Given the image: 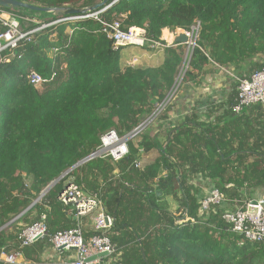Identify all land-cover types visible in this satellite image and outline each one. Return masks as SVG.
<instances>
[{
	"label": "trees",
	"instance_id": "obj_1",
	"mask_svg": "<svg viewBox=\"0 0 264 264\" xmlns=\"http://www.w3.org/2000/svg\"><path fill=\"white\" fill-rule=\"evenodd\" d=\"M17 1L49 10L75 4L85 9L92 3ZM113 2L108 1L112 5L102 19L143 28L151 40H159L164 30H188L199 23L197 48L182 84L198 87L209 67L238 77L262 67L253 61L264 57V0ZM16 12L37 21L27 30H40L0 64V249L19 248L16 235L24 227L19 224H32L33 212L37 221L45 215L49 236L74 228L77 221L58 200L64 186L73 183L114 219L108 237L113 255H119L117 264H264V243L244 240L222 219L264 190V105L234 114V84L224 101L208 104L204 116L191 112L171 127L161 147L157 137L143 131L127 142L128 155L120 161L94 159L73 168L95 152L101 135L111 130L128 135L164 102L184 62V46L167 47L156 68L121 66L122 49L98 34L94 21L49 25L72 16ZM30 71L55 76L39 90L28 82ZM170 109L168 104L159 119ZM141 151H157L158 157L138 167ZM201 184L224 197L221 206L203 215ZM2 226L10 231L7 237ZM50 247L45 238L20 252L27 264H42Z\"/></svg>",
	"mask_w": 264,
	"mask_h": 264
},
{
	"label": "built area",
	"instance_id": "obj_2",
	"mask_svg": "<svg viewBox=\"0 0 264 264\" xmlns=\"http://www.w3.org/2000/svg\"><path fill=\"white\" fill-rule=\"evenodd\" d=\"M117 1L119 0H114L113 4ZM102 13L103 10L97 12L87 11L84 15L61 19L49 25L67 20L74 22L86 19L92 20L99 27L97 33L111 40L114 48L129 47L151 52L164 51L167 47L172 46L175 39L182 34L187 38V42L183 45L184 63L187 64L192 52L197 48L200 30L197 22L188 30L177 29L170 32L169 42H163L161 39H149L143 28H124L119 21L105 22L101 17ZM25 21L29 20L17 12L0 8V64L13 56L14 51L18 49L22 42H32V35L40 30H23L20 24ZM6 52H8L7 55ZM136 61L137 59L133 58L125 66L136 67ZM54 76L52 74L50 78H44L36 72L30 71L27 79L33 87L40 90L45 84L51 82ZM233 79L236 84V99L232 107L234 114L239 115L244 109L257 104L264 105V64L247 78L233 77ZM168 104L166 98L148 119L124 137H120L113 130L101 135L100 145L93 154L84 159L83 164L94 159H110L113 163L123 159L128 155L127 142L143 132L148 122H153ZM137 166L140 167V163ZM26 187H28L27 183ZM58 200L65 208V214L69 217L73 216L81 219L92 215L93 234L85 239L82 227L78 222L74 228L59 231L49 236L45 225V215H41L38 221L22 227L17 233L16 239L19 244L17 250L5 253L3 249H0L1 264H18L19 259L22 257L20 252L22 248H27L45 238L48 239L51 248L55 252L73 254L70 264H90L86 260L92 256L103 254L111 256L115 253L114 245L108 237L114 219L105 213L102 203L96 197L87 198L75 184L68 183L59 194ZM223 202V195L215 187H209L199 200V215H203L213 207L221 206ZM222 219L229 226L231 232L241 236L244 240L251 243H264V198L259 197L250 200L234 211H226L223 213Z\"/></svg>",
	"mask_w": 264,
	"mask_h": 264
},
{
	"label": "crops",
	"instance_id": "obj_3",
	"mask_svg": "<svg viewBox=\"0 0 264 264\" xmlns=\"http://www.w3.org/2000/svg\"><path fill=\"white\" fill-rule=\"evenodd\" d=\"M91 1H92L91 3V6H92L94 4L100 3L102 0H91ZM79 5L80 4H75L73 7L69 6V8L78 9ZM89 7H86V8H89ZM30 22L36 23L37 21L32 20ZM169 33L170 31L164 30L162 32V36L160 39L163 42H169L170 40ZM133 58L137 59L135 65L139 68H142V69L156 68V67H159L164 60V51L161 50V51L151 52V51L140 50L137 48H129V47L123 48L121 50L120 52L121 66H125L126 63L129 62ZM207 70H210V73H208L205 76L203 82L198 87H195L191 84H183V86L180 88V91H178L177 94H175V96L173 97L172 102L169 103L171 105V109L166 114L165 119L155 120L154 124L147 131V133L149 134L151 138L157 137L160 147L164 143L167 131L174 125L182 123L185 116L189 115L191 112H193V114H196L198 116H204L203 114H206L207 106L209 103L218 104L224 101L226 97L228 96V94L230 93V87H228V83H227L228 78H226V76L232 75L230 73L231 70H225L219 67H209L207 68ZM233 77L238 78V76H235V75ZM240 78H247V77H240ZM234 84H235V81H234ZM157 157H158L157 151H151L149 153H144L141 151V162H140L141 166H144V165H147L153 162L155 159H157ZM101 182L102 180L99 179V183ZM194 182L197 183L196 181ZM198 182H200V179H198ZM26 183L29 184L30 179H28ZM211 186L212 185H209V184L207 185V187H204L203 185L201 186L202 190H201L200 195L198 196V200H200V197L201 198L203 197L205 191ZM259 197L264 198V190L258 191L253 199H257ZM168 203L172 209H175L177 206V204L172 200H168ZM36 216L37 215L35 212L30 214V216L28 217L29 221L30 222L37 221ZM92 219H93L92 215L85 216L81 219L75 218V217L73 218V220L77 221V223L78 222L80 223L84 235L88 233H91V234L93 233ZM19 226H25V224L20 222ZM9 233H10L9 230L8 231L5 230V233H4L5 237H7ZM118 256L119 255L99 257L93 262H91L90 264H117V262L119 261ZM72 258H73L72 253L55 252L50 247L49 249H46L43 252L41 256V262L42 264H70V262L72 261ZM18 264H27V262H25L24 259L21 257L19 259Z\"/></svg>",
	"mask_w": 264,
	"mask_h": 264
},
{
	"label": "water",
	"instance_id": "obj_4",
	"mask_svg": "<svg viewBox=\"0 0 264 264\" xmlns=\"http://www.w3.org/2000/svg\"><path fill=\"white\" fill-rule=\"evenodd\" d=\"M108 1L109 0H102L100 3L94 4V5L90 6L89 8H85V9H76V8H69L68 7L66 9H62V10H49V9H43V8H40V7H37V6H33V5H30V4L24 3V2H20V1H17V0H0V8H2V9H11V10H14V11L27 10V11L39 12V13L54 12L55 15H62V16H74V15L80 16V15H84L87 11H89V12H97V11H100V10H103V12L107 11L112 5V4H107ZM175 42L177 44L184 45L187 42V38L184 35L180 34L176 38ZM83 162H84V159L82 161H80L79 163H77L73 168H76V167L82 165ZM54 183L55 182L50 184L43 193H47V191L54 185ZM105 256H106L105 254L92 256V257L88 258L86 260V262L87 263H91L94 260H96L97 258L105 257Z\"/></svg>",
	"mask_w": 264,
	"mask_h": 264
},
{
	"label": "rangeland",
	"instance_id": "obj_5",
	"mask_svg": "<svg viewBox=\"0 0 264 264\" xmlns=\"http://www.w3.org/2000/svg\"><path fill=\"white\" fill-rule=\"evenodd\" d=\"M84 1H85V0H84ZM26 19H27V18H26ZM28 20H29V19H28ZM30 24H32V23H31L30 20H29V21L22 22V23L20 24V26H21V28H22L23 30H27V29L29 28ZM253 63L256 64V65H263V64H264V58H262V57H257V58L254 59ZM186 67H187V63H182V66H181V68H180L179 75H178L177 80H176V84H175L174 88L172 89V91L168 94V97H167V104L172 102L173 97L175 96V94H177V92L180 91V88L183 86V84H182V78H183V74H184V72H185V70H186ZM230 73L232 74L231 76H234V75H235L233 71H230ZM231 76H230V75L226 76V78H228V79H227L228 87H230L231 85H234L233 77H231ZM235 76H237V75H235ZM238 78H240V77H238ZM164 110H165V109H164ZM162 114H163V112L160 113V114L157 116V118L154 119L153 122H148V124H147L146 127H145L144 132H147V131L149 130V128L154 124L155 120H158V119L160 118V116H162ZM148 118H149V117H147L146 119H148ZM146 119H145V120H146ZM140 166H141V165H140ZM8 225H9V224H8ZM5 227H6V228H5ZM2 228H3L4 230H7V231H8L7 226H2ZM3 229H2V230H3ZM4 232H5V231H4Z\"/></svg>",
	"mask_w": 264,
	"mask_h": 264
},
{
	"label": "clouds",
	"instance_id": "obj_6",
	"mask_svg": "<svg viewBox=\"0 0 264 264\" xmlns=\"http://www.w3.org/2000/svg\"><path fill=\"white\" fill-rule=\"evenodd\" d=\"M11 10V9H10ZM14 11V10H13ZM16 12V11H15ZM74 16H76V15H74ZM73 17V16H72ZM172 32V31H171ZM176 40V39H175ZM174 43H176V42H174ZM174 43H173V45L172 46H174ZM177 44V43H176ZM180 45V44H179ZM184 63V62H183ZM187 68V67H186ZM172 91V90H171ZM140 165H141V163H140ZM141 167V166H140ZM60 179H61V177H60ZM55 184V183H54ZM68 184V183H67ZM66 184V185H67ZM43 194V193H42ZM43 196V195H42Z\"/></svg>",
	"mask_w": 264,
	"mask_h": 264
}]
</instances>
